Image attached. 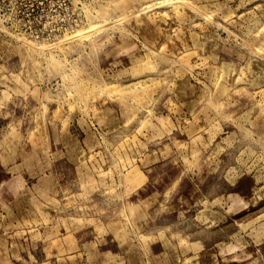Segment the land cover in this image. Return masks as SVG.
Returning <instances> with one entry per match:
<instances>
[{"label": "rangeland", "instance_id": "1", "mask_svg": "<svg viewBox=\"0 0 264 264\" xmlns=\"http://www.w3.org/2000/svg\"><path fill=\"white\" fill-rule=\"evenodd\" d=\"M0 264H264V0H0Z\"/></svg>", "mask_w": 264, "mask_h": 264}]
</instances>
